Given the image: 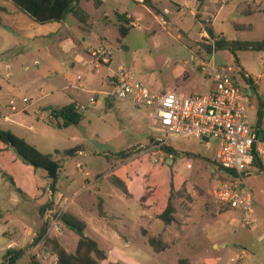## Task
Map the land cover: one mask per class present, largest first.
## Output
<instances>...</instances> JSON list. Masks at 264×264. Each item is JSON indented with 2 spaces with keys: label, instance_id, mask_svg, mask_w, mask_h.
Masks as SVG:
<instances>
[{
  "label": "rangeland",
  "instance_id": "1",
  "mask_svg": "<svg viewBox=\"0 0 264 264\" xmlns=\"http://www.w3.org/2000/svg\"><path fill=\"white\" fill-rule=\"evenodd\" d=\"M199 1H196L198 5ZM205 1L201 9L192 7L197 16L189 9L178 11L170 0L159 2L156 7L161 10V21H158L140 2L121 0V13L143 17L125 38H121L116 24L113 1L104 9L85 2L83 7L91 14L90 26L68 15L66 22L72 39L62 46L60 35L55 33L59 23H37L17 11L11 2L0 1V128L12 131L43 153L62 161L55 204L87 222L85 234L109 252L108 261L101 264L114 261L132 264L128 257L138 264H178L181 258L200 257L206 249L210 250V257L217 258L218 264H264V222L255 223L253 229L243 222L241 210L222 211L223 206L212 195L218 184V177L212 175L213 164L201 160L190 162L186 154L203 153L201 148L191 150L177 141L173 143L174 162L169 163V155L163 150L154 153L141 147H150L153 137L160 134L150 108H136L131 99L107 100L104 95H98L97 103L89 105L91 94L71 88L81 75L82 83L89 89H107L104 83L107 72H117L122 66L136 81L156 93L184 82L189 89L196 88L201 81L209 88L205 77L209 70L202 71L199 61L193 58L194 55L212 58L205 49L208 42L201 36L204 30L212 28L206 19L219 12L214 23L216 38L223 35L228 39L261 40L264 38V0H233L222 9L224 4H217L220 0ZM203 3L201 0V6ZM165 7L170 13H164ZM105 13L112 18V24L104 25ZM101 43L114 53L109 67L97 72L88 53ZM215 55L220 62L242 68L246 80L249 76L258 80L264 103V52L238 51L242 67L234 62V55L228 49L217 50ZM239 79L245 86L244 78ZM65 86L68 88L64 89ZM72 94H78L80 103L87 106L82 110L83 120L78 125L59 126L62 121L52 117V107L67 105L70 97L76 98ZM24 97L29 101L24 102ZM12 99L16 100L17 111L10 108ZM43 104L52 107L40 110ZM196 141L190 137L187 144L193 145ZM217 141L201 140L202 144L209 145L208 155L214 153ZM78 146L82 154L62 155L64 150ZM123 151L127 153L125 156L121 155ZM156 158L163 160L155 162ZM78 162L84 164L81 170ZM113 176L125 178L131 196L113 184ZM171 181L177 222L167 225L157 216L171 194ZM50 184L45 170L36 169L0 142V264H6L5 256L11 247L27 250L16 264H29L31 255H42L49 250L43 245L33 248L31 245L46 216L52 212L49 210H53V203H47ZM145 194L149 197L142 202ZM98 197L104 199L102 211ZM207 204L211 207L207 208ZM188 206L191 208L189 219L186 218ZM43 207L47 209L44 216ZM252 208L250 213L254 210L264 220V212H257L255 204ZM143 227L168 241L169 247L160 253L153 251L142 233ZM119 234L124 238L118 237ZM58 237L69 249L76 243L73 232L63 226ZM212 243L221 245L220 251L213 250ZM242 251L246 255L237 261V254ZM43 264H55V260L49 258Z\"/></svg>",
  "mask_w": 264,
  "mask_h": 264
},
{
  "label": "built area",
  "instance_id": "2",
  "mask_svg": "<svg viewBox=\"0 0 264 264\" xmlns=\"http://www.w3.org/2000/svg\"><path fill=\"white\" fill-rule=\"evenodd\" d=\"M233 0H223L225 5ZM165 14L170 13L168 9ZM216 17V16H215ZM219 38H210L208 45L213 47L211 59L195 56L199 61L202 71H207L211 82L210 90L205 94H184L168 90L165 92H153L143 83L136 81L134 75L124 66L119 71L106 76L104 83L107 89L89 90L81 83L82 76H78L77 84L72 87L91 94L89 105L97 103V96L104 95L109 99H131L136 108H150L151 115L160 133L154 138L150 147L141 146L154 153H162L163 147L172 146L173 142L180 138L194 137L200 140L214 138L219 142L215 163L216 168L222 172L229 170L233 175L223 180L217 178L218 184L214 187L212 195L218 203L228 205L232 209H239L244 213L247 225L252 224L250 210L254 197L252 189L246 184L245 177L258 159L264 172V129L253 125L249 115V103L253 87L245 79L242 71L233 64L218 63L215 56V46ZM114 53L113 49L105 45L93 49L90 53L96 68L108 66ZM264 63V59H263ZM240 76L246 81L243 86ZM28 102L27 97L23 98ZM12 109L16 110L15 100L10 102ZM82 103H76L80 112L86 109ZM171 157V156H170ZM163 158H156L155 162ZM82 162H78L81 169ZM51 195H53L50 189ZM49 217V219H48ZM49 221L51 233L58 235L62 229L60 216L52 212L46 216ZM245 252L237 255V261L243 260ZM37 258L47 262L49 258L58 260L57 254L48 250L45 254H38ZM43 262V263H44Z\"/></svg>",
  "mask_w": 264,
  "mask_h": 264
},
{
  "label": "trees",
  "instance_id": "3",
  "mask_svg": "<svg viewBox=\"0 0 264 264\" xmlns=\"http://www.w3.org/2000/svg\"><path fill=\"white\" fill-rule=\"evenodd\" d=\"M5 2H11L17 9V11L25 13L33 21L40 24H51L60 23L66 19L68 15H72L82 24L87 25L90 19V14L82 6V2H92L96 8H100L103 5L102 0H0ZM144 3L149 4V0H144ZM119 20L122 24L119 25V33L121 38H125L130 31L134 28L131 24L132 18L128 17L126 13H117ZM236 28L241 29V26H236ZM207 32L211 38H216L214 30L208 28ZM208 54L213 53V47L211 45L205 46ZM220 49H228L234 55V62L241 67L240 60L237 56L238 51H259L264 52V38L261 40H241V39H227L225 37H220L216 43L215 51ZM244 75V74H243ZM245 76V75H244ZM247 82L250 83L253 89L256 87L253 84L252 78L247 77ZM52 115L55 119L61 120L58 123L59 126L69 127L72 125H78L83 120L82 112L77 110L76 103H70L61 108H56L52 110ZM0 142L6 147V149H14L24 161L33 165L36 169H43L46 171L48 178L50 179V189L54 193L57 190V181L60 176V171L63 168L62 161L55 159L52 154L43 153L36 145L30 143L27 139L14 134L10 130H5L0 128ZM81 147H75L73 149L64 150L62 155L64 157L74 156ZM163 151L168 155H175L176 151L171 146L163 147ZM60 154V151H56ZM126 152H121V155H126ZM190 162L196 161L199 155L186 153ZM170 158H167L169 160ZM213 164L212 175L220 179H229V175L234 173L225 170L222 172L219 168H216L215 161ZM257 168L261 169L259 160L257 159L254 163ZM229 174V175H228ZM113 184L119 187L127 196H131V192L128 188L127 183L118 176H113ZM174 190V183L171 181V194L167 199V204L164 210L158 213L157 218L162 220L167 225H172L177 222L176 213L177 207L174 204L172 191ZM149 197L145 194L141 197V201L144 202ZM188 199H192L188 196ZM53 203V214L55 216H60L61 226L67 228L75 235L76 243L72 249H69L62 245L59 240L58 235L51 233L49 222L44 221L42 227L38 232L32 242L31 248L43 245L45 248L49 249L51 252L57 254L58 260L56 264H100L102 261L106 260L108 255L107 251L101 248L98 241L87 236L85 231L88 228L87 222L80 218L79 216L68 212L63 206L56 205L55 201ZM103 198L98 197V207L102 211ZM221 204V203H219ZM223 207V212L229 211L228 205L221 204ZM210 208V205H206ZM47 211L46 207L42 208V215H45ZM100 211V212H101ZM142 233L148 238V242L152 247L153 251L160 253L165 251L169 247V242L165 241L161 236L150 232L146 228H142ZM78 237H77V236ZM27 253L25 249L16 250L15 248H9L5 256L6 264H16L20 259H22ZM29 264H43L38 260L36 255H31L29 257ZM119 264V263H111ZM178 264H195L189 258H181L178 260Z\"/></svg>",
  "mask_w": 264,
  "mask_h": 264
},
{
  "label": "crops",
  "instance_id": "4",
  "mask_svg": "<svg viewBox=\"0 0 264 264\" xmlns=\"http://www.w3.org/2000/svg\"><path fill=\"white\" fill-rule=\"evenodd\" d=\"M103 1V5L100 7V8H97V9H104V8H107V3L109 2V1H113L116 5H115V8L116 9H114L113 10V12H114V15H115V18H116V24H117V26L119 27V25L120 24H122V22L119 20V18H118V15H117V13H121L120 11H119V3L121 2V0H102ZM135 1H138V2H140L142 5H144V7L148 10V12L150 13V15L152 16V18L154 19V20H158V21H161V17H160V14H161V10L160 9H158L156 6L158 5V3L159 2H162V1H164V0H149V2H150V5L149 4H146V3H144V0H135ZM170 1H172V2H174L173 4L178 8V11H180L181 12V10H184V9H189L190 10V12H191V14L192 15H194V16H197V12L195 11V10H193L192 9V7L194 8V6H197L199 9H201L205 4H206V1L205 0H203V5L201 6V0L199 1V5L197 4V2L196 1H198V0H181V2L180 1H173V0H170ZM222 1L223 0H220L219 1V3H217V4H219L220 5V3H222ZM85 3V1H83L82 2V6H83V4ZM225 5H223L222 7H220V9H222L223 7H224ZM96 8V7H95ZM85 9V8H84ZM165 9H168L169 11H170V9L169 8H167V7H165ZM164 9V10H165ZM86 10V9H85ZM87 11V10H86ZM88 12V11H87ZM218 12V11H217ZM89 13V12H88ZM214 13H216V12H214ZM211 14V16H209V18H207L206 19V21H207V23H208V25H211V27H212V29L214 30V33H215V36H216V34H218L217 32H216V30H215V21L217 20V18H218V13H216V14ZM90 14V13H89ZM121 14H123V13H121ZM126 14H127V12H126ZM128 15V17H131L132 18V22H131V24L134 26V28H135V26L138 24V22L140 21V20H142V16L141 15H138V16H136V15H129V14H127ZM202 15V14H201ZM216 16V17H215ZM68 17V16H67ZM67 17H66V19H67ZM75 18V17H74ZM66 19L65 20H63L62 22H60L58 25H60V27L57 29V31L55 32L56 33V35L58 36V35H60L59 36V45H63L65 42H69V41H71V39H72V32L70 31V29H69V25H68V22H66ZM76 19V18H75ZM90 19H91V14H90ZM90 19H89V21H88V24L87 25H85V26H90ZM102 20H103V23H104V25H109V24H112L113 23V20H112V18L111 17H109V15H107L106 13L105 14H103V16H102ZM79 21V20H78ZM51 24H53V23H51ZM206 24H204V26H205ZM133 28V29H134ZM220 35V34H219ZM201 36L203 37V39L204 40H206V42H208V39H207V37H210V35H209V33L206 31V30H204V32H202L201 33ZM221 37H225V36H223V35H220ZM211 38V37H210ZM226 38V37H225ZM228 39V38H227ZM236 39H239V38H236ZM231 40V39H230ZM62 43H61V42ZM201 40H199V41H197V42H200ZM196 42V43H197ZM101 45H105V44H103V43H101L100 44V46ZM208 45V44H207ZM106 46V45H105ZM196 46V45H195ZM196 48H198L197 46H196ZM94 49V48H93ZM92 49V50H93ZM91 50V51H92ZM91 51L88 53L89 55H90V53H91ZM216 54V53H215ZM216 56V55H215ZM91 57V56H90ZM193 58H194V60H196L195 59V55L193 56ZM216 61L218 62V63H225V62H220L219 61V59H217V56H216ZM94 64V63H93ZM225 64H227V63H225ZM229 64V63H228ZM94 66H95V64H94ZM103 67H107V66H102L101 68H96V66H95V68H96V71L98 72L99 70H101ZM108 67H109V65H108ZM241 67H242V64H241ZM109 70V69H108ZM241 70H242V68H241ZM112 72H114V71H108L107 72V75L106 76H108L109 74H111ZM245 73V72H244ZM67 75V74H66ZM245 75H246V73H245ZM79 76H81V75H79ZM206 77V79L209 81V83H210V87L208 88V86L206 87V85H205V82H203V81H201V82H198L195 86H196V88H194V89H189L188 87H187V84H186V82H184V83H178L177 84V86L175 87V88H171V87H168V88H166L165 90H163V91H161V92H165V91H168V90H172V91H177V92H180V93H184V94H189V95H191V94H205V93H207L209 90H210V88H211V82H210V80H209V77L206 75L205 76ZM249 77H251L252 78V81H253V84H254V86L256 87V90L255 89H252L251 90V93H252V95H251V100H250V103H249V115H250V119H251V122H252V124L253 125H257V126H259V127H261V128H263L264 129V103H263V101L261 100V96H260V88H261V86H260V84H259V82H258V80H256L255 78H253V76H249ZM259 77H261V76H259ZM258 77V78H259ZM83 78V77H82ZM187 78H189V76H187ZM83 80V79H82ZM105 80V79H104ZM81 83H82V81H81ZM83 84V83H82ZM74 85H76V84H74ZM73 86V85H72ZM83 86H85L84 84H83ZM252 86V85H251ZM68 88V86H65L64 87V89H67ZM71 88H73V87H71ZM85 88H87V89H89L87 86H85ZM75 89V88H74ZM78 90V89H77ZM89 90H96V89H89ZM78 91H81V90H78ZM98 91V90H97ZM199 91H201V93H199ZM82 93H83V91H81ZM85 93V92H84ZM71 96H74V97H76V98H73V97H70V101H69V103L68 104H70V103H80V101H79V95L78 94H72ZM107 100L109 99V98H106ZM12 100H14V99H12ZM11 100V101H12ZM10 101V102H11ZM67 104V105H68ZM45 106H47V107H52L51 105H46V104H43V105H41L40 106V110H42ZM15 107H16V100H15ZM10 108L12 109V106H11V104H10ZM53 109H56V108H54V107H52ZM61 108V107H60ZM13 110V109H12ZM13 111H17V108H16V110H13ZM41 112V111H40ZM13 115L14 114H16L15 112H13L12 113ZM0 116L2 117V113L0 112ZM53 117V116H52ZM156 137V136H155ZM155 137H153V138H155ZM189 139H190V137H188ZM181 139H186V138H180V139H177V140H175L173 143L175 144V142H179V144H181V145H184V146H189V148H191V150H194V149H196V150H199L198 148H201V150H202V152L203 153H199V152H196V151H192V152H187V153H191V154H195V155H199V156H201V157H199L197 160H201V161H205V162H208V163H212V162H214L215 161V158H216V155H217V152H218V150H219V142L217 141V142H215L214 143V153L212 154V155H208V154H210L209 153V145L207 146V145H205V144H202V142H201V140L200 139H197V138H194L195 140H197L196 141V144H193V145H189V144H187V142L189 141V139L188 140H181ZM181 140V141H180ZM197 143H200L201 144V146L200 147H198L197 146ZM174 144H172V148H174V150L176 151V148L174 147ZM5 147V146H4ZM5 149H6V147H5ZM77 153H79V154H82V148H81V150L80 151H78ZM76 153V154H77ZM61 154V153H60ZM75 154V155H76ZM74 155V156H75ZM171 156V157H170ZM174 156H176V153H175V155H169V158H172V159H169L168 160V162L169 163H173L174 162ZM209 156H211V157H209ZM83 164V163H82ZM84 165V164H83ZM77 167H78V164H77ZM115 168H118V166L116 165V166H114ZM82 168H83V166H82ZM81 168V169H82ZM63 169V168H62ZM62 169H61V171H60V173L62 172ZM80 169V170H81ZM135 174L134 175H138V173L137 172H134ZM119 177V176H118ZM126 177H129V178H132V176H126ZM121 178V177H120ZM121 179H123V178H121ZM125 179V178H124ZM123 179V180H124ZM125 181V180H124ZM245 181H246V184L252 189V192H253V197H254V202H253V205L255 204V206H256V208H257V212L259 211H262V212H264V172H263V170L262 169H260V168H257L256 166H254L253 168H252V170L249 172V174H247V176L245 177ZM126 182V181H125ZM127 183V182H126ZM128 185V184H127ZM128 188H129V186H128ZM129 190H130V188H129ZM48 191H49V194H50V198H49V201L47 202V203H51L54 199H56L55 198V192L53 193V195H51V193H50V188L48 189ZM103 201H104V199H103ZM46 204V203H45ZM45 204H43V205H45ZM166 204H167V202H166ZM43 205H41V206H43ZM103 205V204H102ZM192 206V205H191ZM166 207V206H165ZM187 211H188V213L186 214V218H188L189 219V217H190V211H191V208H190V206H188L187 207ZM252 209H254V208H252ZM256 210V209H255ZM163 211V210H162ZM256 214V211L254 212V210H253V213H249V215H250V219L252 220V224H251V226H252V228L254 229L255 228V223H257V222H264V220L263 219H261L260 218V216L259 215H255ZM183 224H185L186 222L185 221H183L182 222ZM184 227V226H183ZM144 228V227H143ZM88 229V228H87ZM86 232V231H85ZM118 237H120V238H124L121 234H119L118 235ZM262 237H264V235L262 236ZM168 242V241H167ZM99 243V242H98ZM100 244V243H99ZM101 246V245H100ZM212 249L213 250H216V251H220V248L222 247L221 245H219L218 243H212ZM224 246H226V245H224ZM218 247V248H217ZM13 248V247H12ZM102 248V247H101ZM104 249V248H103ZM111 250V249H110ZM107 251V255L109 256V252H108V250H106ZM242 252H245V251H242ZM210 250L209 249H206L205 251H203V253H202V255L200 256V257H194V258H192V259H194L196 262H199V263H203V264H218L217 262H216V260H217V258H213V257H210ZM237 255H240V254H237ZM245 255H246V252H245ZM245 257V256H244ZM129 261L128 262H130V263H132V264H138L137 263V261L135 260V259H130L129 257L127 258ZM189 259H191V257H189ZM191 259V260H192ZM235 259H237V256H236V258ZM244 259V258H243ZM106 261H108V257H107V259L106 260H104V261H102V262H106ZM101 262V263H102ZM215 262V263H214ZM219 262V261H218ZM100 263V264H101ZM111 263H119V264H121L120 262H116V261H114V262H110L109 264H111Z\"/></svg>",
  "mask_w": 264,
  "mask_h": 264
},
{
  "label": "water",
  "instance_id": "5",
  "mask_svg": "<svg viewBox=\"0 0 264 264\" xmlns=\"http://www.w3.org/2000/svg\"><path fill=\"white\" fill-rule=\"evenodd\" d=\"M264 133L261 134V138H263ZM205 140H209L208 138H205Z\"/></svg>",
  "mask_w": 264,
  "mask_h": 264
}]
</instances>
